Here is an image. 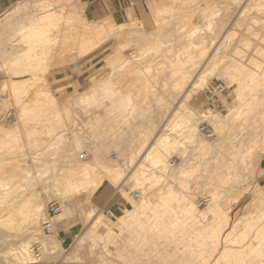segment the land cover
Returning <instances> with one entry per match:
<instances>
[{"label": "bare ground", "instance_id": "bare-ground-1", "mask_svg": "<svg viewBox=\"0 0 264 264\" xmlns=\"http://www.w3.org/2000/svg\"><path fill=\"white\" fill-rule=\"evenodd\" d=\"M85 6L80 0H19L0 10V54L16 76L9 82L10 102L3 101L14 108L15 120L0 125V190L12 195L0 202V222L20 231L9 235L19 241L0 237V264H37L33 247L60 264H84L82 258L96 250L101 257L95 264H116L107 249L116 236L129 243L113 251L119 264H264V188L253 187L254 209L233 223L230 206L219 204L230 193H245L264 166V0L130 2L134 11L119 23L110 16L89 19ZM107 33L119 37L110 71L82 91L57 97L41 74L48 61L96 54ZM125 74L135 78L127 81ZM216 76L232 90L234 104L223 115H199L190 102ZM153 100L157 111L146 106ZM93 120L108 125L100 144L87 138ZM200 123L214 133L213 141L200 133ZM245 124L252 127L248 134ZM133 131L121 154L119 140ZM170 151L181 156L177 166L166 161ZM182 176L201 180L205 210L166 182ZM7 179L14 182L11 189L2 184ZM19 180L26 185L13 190ZM105 182L131 208L115 220L90 202ZM48 188L45 199L41 191ZM76 195L86 203L81 226L88 230L68 252L57 230L69 210L66 200ZM56 201L52 232L43 237L46 205ZM164 232L167 242H161ZM36 236L41 239L31 244Z\"/></svg>", "mask_w": 264, "mask_h": 264}, {"label": "rangeland", "instance_id": "rangeland-1", "mask_svg": "<svg viewBox=\"0 0 264 264\" xmlns=\"http://www.w3.org/2000/svg\"><path fill=\"white\" fill-rule=\"evenodd\" d=\"M80 1H82V2H84L86 4L85 9H84V13L91 20H98V19H101V18H104V17L106 18V17L110 16V17H112L113 21H115V23L125 22V21L128 20V18L125 15V12L127 13L129 10L130 11H134L133 7L128 8V6H127V3L128 2L133 3V0H114V1L111 0L112 3L110 2V0H80ZM144 1L145 0H143L142 3L148 2V1H145V2ZM72 2H74V0H72ZM116 3H117V5H116ZM145 10L146 11H143L144 16L148 17V15H147L148 11H147V9H145ZM131 13H132V16H133L134 13L133 12H131ZM103 38L106 40V41L104 40L105 42L103 41ZM103 38H102V41H103L104 45H102V48H100V50L96 51V54H92L90 56L81 58V60L80 59H76L75 55H74V57L72 55H70L72 57H69V58H67L68 57L67 56L66 57L67 59L65 58V56H63L62 58L61 57L59 58L58 57L59 55H57V57H58L57 60H56V58H54V60L52 59L51 61L50 60L48 61V65H50V66H48L47 70H45L41 74L45 75L46 79L48 80L49 86L51 87L52 91L57 94V97H60L63 94H68L69 95L71 93V91H72V93H73V91L74 92L82 91L90 83H93V82H95V80H98L97 77H99L100 73H101V76L104 77L110 71L111 67L109 65L115 60V58L117 56L116 52H114V50H113V49H115L114 48L115 44H113V43H118L119 40H117L118 41L117 42L116 39H119V37H115L116 39H114L113 34L107 33ZM3 39H4V36L0 35V50H1V47H2V45H1L2 42L1 41H3ZM14 45H16V44L14 43ZM111 50L113 52H111ZM111 54H114L115 58L111 59V56H112ZM3 55H5V54H0V66H1L0 67V111H1L0 116L2 115V113H3L4 116L0 117V125L1 124H9V123H11V122H13L15 120V112H14L15 110H13L14 108L12 106H11L12 108H10V106H7V104H5L4 102H6V101L10 102L9 101L10 94H9V91H8V87H9V84H10L9 82H10L12 77H16V76H12L11 77L9 75L10 69L7 68L6 65L4 66V57H3ZM109 56H110V59L108 58ZM68 59H70V60H68ZM62 60H64V61H62ZM70 61H71L72 64H69ZM110 61H112V62H110ZM67 62H69V63H67ZM100 70L101 71L103 70L102 71L103 73ZM104 72H105V74H104ZM102 74H104V75H102ZM127 75L128 74L124 75V79H127V81L128 80H132V79L135 78L134 76H131V75L127 76ZM22 76H17V77H22ZM101 76H100V79H101ZM225 84L226 83H225L224 79L221 76H219V77L216 76L215 78H212L211 83L206 88L196 92V94H195L196 95L195 96L196 100H192L190 102V105L191 106H193V105L195 106V107L193 106V108H194V110H196L197 114H199V115L207 114L208 110H210L211 112L216 113L218 115H223V114L226 113V111L228 110L229 106L233 105L234 102H233V99H232V95H233L231 93L232 90L228 89ZM215 86H221L223 88V92L221 94H216V95L210 94L209 92H211L212 88L215 87ZM8 96H9V98H7ZM31 97H33V94L30 93L28 95V99H31ZM1 100H2V103H1ZM155 102L156 101H154V100L150 101L149 103L146 104V106L148 105L149 108H151L153 111H154V109H155V111H157L158 107H157V103H155ZM150 103H152V104H150ZM90 111L92 113L96 112V110L94 108H92ZM77 112H78V114L80 116V120L86 121V118L82 117V115L80 114V111H77ZM98 112L102 113L101 110H99ZM158 116L160 117V114ZM8 119L11 122H8L9 121ZM92 122L91 123L93 125L95 123V125L92 126L93 130L90 131L89 134L90 135L93 134V135L90 136L88 134L87 138L89 137L88 139H91L90 141H92V142L93 141L94 142L95 141L98 142V141H101V140L104 141L107 138L106 135H107V131H108V125L105 124V122H98L97 120H93ZM79 124H80V122H79ZM199 126H200L199 130H201V127L205 128L207 130L206 134L201 133V131H200V133L202 135H205L204 137H205L206 140L213 141L215 139L216 136L214 135L213 132H211L210 128H208L206 124H204V123L201 124L200 123ZM96 127H97L98 130L96 129ZM246 127H248L247 124H245L244 127H243V131H242L243 134H248L249 131L250 132L252 131V127L249 126L247 129H246ZM249 128H251V129H249ZM85 129H88V128L85 127ZM134 132L135 131L130 132V134L126 133V134H128V136L126 134H124L125 136L122 135L121 139L119 140V151L121 152V154H123L122 152L125 153V148H126L125 143L128 142L127 140L130 139V136H134V134H135ZM65 133H66L65 136L67 138H70V132H65ZM132 133H133V135H131ZM97 137L99 138V140H98ZM97 144H100V142H98ZM110 153H111V155H113V157H114V155L117 154L116 151H110ZM178 154L179 153L175 152V151L174 152L170 151L168 154H166L165 157H166V161L169 162L168 163L169 166H173V165L177 166L178 164H180L181 156H179ZM87 155L88 154L86 153L85 156H87ZM119 156H120V153H119ZM105 157L108 158V155H106ZM262 159H264V155L262 156ZM11 168H13V167L8 166L6 169H11ZM42 170H44V169H42ZM156 174H158L157 171H156ZM48 176H49V174H48ZM190 177H191V179H189ZM184 180H186V181H184ZM4 181L2 182V184H6L7 183L8 187L6 186V188H10L11 189L12 188L11 186H13L11 184H14V182H12L9 179L4 180ZM168 181L172 182L174 185H172V183H170ZM174 181L172 179H170V178L166 179V182L171 184L173 189L177 188L176 191H179V192L182 191V193L185 192L184 195H189V197L191 199H193L194 201H197L198 202L197 203L198 209H200L201 211L205 210L206 203L204 201H206V198H205L206 197V193H205V190L200 187L201 184H202V183H200L201 182L200 179L196 180V179H194L193 176H185V177L182 176L180 178L175 179ZM180 181L183 184L185 183L184 184L185 186L183 184H181ZM192 181H194V182H192ZM186 182H187V184H186ZM188 182L190 183L189 186H188ZM249 182H248L249 183V187L247 189L248 192L245 191V193H242V192H239V191H237V192L235 191L236 193L235 192L234 193H230L231 196H229V197H227V195L224 196L219 202L220 207H222V208H225L226 206H230V210H229L230 211V213H229V217H230L229 221H230V223H233V221L236 218L241 217L244 213L246 214L248 211L254 209V206H255L254 203L253 202L249 203L250 202V196H251L250 194L252 193L251 191L254 190V188H255L254 186H261V187L264 188V166L263 165L259 168V170H256V172L252 176V181H249ZM18 183H17L18 187L14 186L13 190L14 189L15 190L18 189L17 191H21V189H23V186L26 185L25 181L19 180ZM146 186H144V189L146 188ZM40 187H41V184H38L34 189H40ZM148 187L146 188L145 191H148ZM157 187L158 186L152 187V189L157 188ZM29 189H31V188H28V191H30ZM125 189L128 190V192L130 194L131 189L128 188V186L125 187ZM189 189H191V190H189ZM46 190H47V192L45 191V189L41 191V195L45 199L47 198V196L49 194L48 191L50 192L49 188L46 189ZM187 190H189L188 192L191 194V196L187 192ZM218 190L221 191L222 187H221V189L219 188ZM9 191H11V190H9ZM106 194H112V196L110 195L111 198H112L111 200L113 202L116 201V202L119 203V200H120L119 199V194L117 192L114 193L113 188L110 187V185L107 182H105L103 184V186L101 188V191H99L96 194H94V196L92 197L90 202L92 203V205L97 210H100V211L104 212L106 216H107L106 213H110V214L113 215L112 218L107 216L108 221L109 220H115L116 217L124 214L125 210H128V209L130 210L131 209L130 206L127 204V200L126 199H121L120 200L121 208L120 209L118 208L117 209L118 212H116V213L113 210H110L108 207L103 208L101 206L95 205L94 197L96 195L97 196L99 195V197H100V196L106 195ZM9 195H11V194L9 193ZM11 196H8V191L0 190V202L4 201L6 199H9ZM110 196H108L109 199H110ZM244 196H245V198H244ZM57 197L60 198L59 196H57ZM235 197H236V199H235ZM247 197H249V198H247ZM239 199H241V200H239ZM246 199H248L247 200L248 202H245V203L242 204V201L243 200L246 201ZM66 202L68 204L69 210H68V213L65 216V221L58 226L57 239H58L59 243H61L60 244L61 247L69 252L74 247V245L76 243V242L74 243L73 241H76V239L78 237H81L82 235H84L87 232L88 229L87 228H82V226H81V223H82V221L84 219H83L82 213L80 212V208L86 205L84 200L81 199V196L80 195H76L73 198L67 199ZM50 206H53V208H55V210H56L57 207L59 206V203L56 201V202H52V203L47 204L46 205V210H47L46 212L49 211ZM47 216H48V213H47ZM207 216H208V213H207ZM210 217H211V214L209 213V218ZM5 223H6L5 221H1L0 222V237L4 238L6 240L5 241L6 243L8 242V240H12V241L16 240L17 241L18 239H20V236H18L19 238H14V239L12 237H9V235L12 236L11 233L14 234V233H16V231H19V230H15L12 227L10 228V226H6ZM72 231H75V235L77 234L75 236V238H73V232ZM7 233H9V234H7ZM19 233H20V231H19ZM166 234H167V237L169 236L168 238H170V234H168L167 232H164V234H162L164 236L161 238L162 241L160 240L161 242H163V241L167 242L168 241L167 237L165 236ZM19 235H21V234H19ZM41 235L43 237H46L48 234H46L41 229ZM175 235L178 237V233L177 232H176ZM128 236H129L128 233H125V234H123L122 237L124 239H126V238H128ZM23 237L26 238L27 236H21L22 239H23ZM36 238H38V239H36ZM40 239L41 238H39V236L33 237L32 238L33 242L31 244L37 243ZM61 240H64L65 243L63 244ZM112 240H113L114 244L113 243L111 245L109 244L108 245L109 247L107 248L108 251H110V253H111L108 258H110V260H112L114 263L119 264L120 263L119 260H118L119 258L118 259L115 258L116 254L113 251L119 250V247L121 248V247H123L125 245H126L125 247H129L128 246L129 243H128V241H125L126 243L123 242L122 238L118 237V236L110 239L111 242H112ZM72 243H73V245H72ZM85 246H87V245H85ZM151 246H153V245L149 244V247H151ZM180 246L183 247V245H180ZM2 247L3 246L0 245V248H2ZM33 249H34L33 251L36 253V261L38 262L37 264H60L61 263V260H57V259L55 260V259H51V258H49L47 256H43V254L38 249H36V247H33ZM100 257H101V253L96 250L95 255L93 257L82 258L83 260H81V262L84 263V264H95L100 259ZM182 262H183V264H186V263L189 264V262L185 261V260H181V264H182ZM190 264H195V263L193 261Z\"/></svg>", "mask_w": 264, "mask_h": 264}, {"label": "crops", "instance_id": "crops-1", "mask_svg": "<svg viewBox=\"0 0 264 264\" xmlns=\"http://www.w3.org/2000/svg\"><path fill=\"white\" fill-rule=\"evenodd\" d=\"M17 1H19V0H0V10H6L7 8H9L10 6H12ZM145 1H148V0H145ZM110 2H111V0H110ZM142 2H143V0H133V3L141 4ZM127 4H130V2H128ZM116 5H117V3H116ZM125 14H126V12H125ZM110 195L112 196V194H106V195H102L100 197H99V195L98 196L96 195L94 197V202H95V205L101 206L103 208L108 207L110 210H113L116 213V212H118L117 209L118 208L119 209L121 208L120 200H119V203L116 202V201L113 202L111 200L112 198H111ZM108 196H110V199H109ZM72 232H73V238H75V236L77 234L75 235V231H72ZM61 241H62L63 244L65 243L64 240H61Z\"/></svg>", "mask_w": 264, "mask_h": 264}, {"label": "built area", "instance_id": "built-area-1", "mask_svg": "<svg viewBox=\"0 0 264 264\" xmlns=\"http://www.w3.org/2000/svg\"><path fill=\"white\" fill-rule=\"evenodd\" d=\"M223 92V88L221 86H215L212 88L211 92H209L210 94L216 95V94H221ZM10 121V120H9ZM201 132L206 134L207 130L203 127H201ZM84 159H86V156H84ZM55 208H53V206H50L49 211H48V221H45L42 225V230L46 233V234H51V228H50V218L52 217V215L55 214ZM109 217H113L112 214L109 215Z\"/></svg>", "mask_w": 264, "mask_h": 264}]
</instances>
